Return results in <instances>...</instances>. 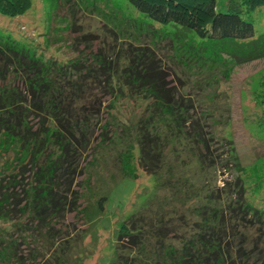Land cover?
Wrapping results in <instances>:
<instances>
[{
    "label": "rangeland",
    "instance_id": "obj_1",
    "mask_svg": "<svg viewBox=\"0 0 264 264\" xmlns=\"http://www.w3.org/2000/svg\"><path fill=\"white\" fill-rule=\"evenodd\" d=\"M14 1L13 15L0 11L1 37L24 43L43 59L76 58L80 67L109 72L107 82L105 74L101 84L94 82L86 102L93 104L90 117L97 127L75 175L79 197L76 208L64 214L67 233L57 241L53 264H112L117 229L137 211L168 219L173 228L166 234L175 236L177 226L188 230L196 220L226 213L240 199V184L248 201L264 204V46L258 48L264 6L251 18L240 11L254 33L232 40L188 38L180 25L157 22L128 0ZM242 5L215 0L214 8L224 12ZM171 27L178 29V41L162 32ZM134 47L149 50L163 67V80L176 86L181 105L173 119L157 115L138 75L130 84ZM194 49L200 58L189 59ZM105 82L108 91L101 87ZM141 142L158 152L153 170L141 165ZM179 216L186 224L178 223Z\"/></svg>",
    "mask_w": 264,
    "mask_h": 264
},
{
    "label": "trees",
    "instance_id": "obj_2",
    "mask_svg": "<svg viewBox=\"0 0 264 264\" xmlns=\"http://www.w3.org/2000/svg\"><path fill=\"white\" fill-rule=\"evenodd\" d=\"M128 1L157 22L180 25L182 34L195 39H250L254 28L248 17L264 6V0H239L242 9L220 12L215 0ZM14 3L0 0V11L13 15ZM177 30L162 32L178 41ZM201 46L196 41V47ZM263 46L260 39L258 48ZM129 50L130 84H136L138 75L142 88L154 97L157 115L173 119L181 105L176 86L163 80V67L149 50ZM199 50L189 59L200 58ZM78 62L43 59L24 43L0 35V155H7L0 162V264H53L61 244L57 241L66 237L64 214L76 208L79 197L73 182L97 127L90 117L93 104L86 102L94 82L101 84L102 74L107 82L109 74L103 66L80 67ZM106 82L101 87L108 91ZM140 140L144 142L143 135ZM143 142L141 165L153 170L158 152ZM239 195L226 213L196 220L188 230L177 226L175 236L166 234L172 226L161 215L132 213L117 229L112 264H264V204L248 201L241 184ZM177 219L186 224L181 216ZM235 235L236 242L231 239Z\"/></svg>",
    "mask_w": 264,
    "mask_h": 264
},
{
    "label": "crops",
    "instance_id": "obj_3",
    "mask_svg": "<svg viewBox=\"0 0 264 264\" xmlns=\"http://www.w3.org/2000/svg\"><path fill=\"white\" fill-rule=\"evenodd\" d=\"M230 1H231V0H228V2H230ZM257 8H258V7H257ZM257 8H256V9H257Z\"/></svg>",
    "mask_w": 264,
    "mask_h": 264
}]
</instances>
